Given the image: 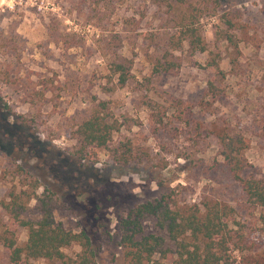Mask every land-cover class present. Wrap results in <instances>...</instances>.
<instances>
[{"label": "rangeland", "instance_id": "1", "mask_svg": "<svg viewBox=\"0 0 264 264\" xmlns=\"http://www.w3.org/2000/svg\"><path fill=\"white\" fill-rule=\"evenodd\" d=\"M48 1L41 11L0 6V227L25 246L28 230L2 207L12 193H32L38 183L37 195L45 189L55 194L57 220L91 237L96 264H126L118 246L119 219L175 188L181 205L208 200L235 209L240 224L234 229L264 254L262 210L245 204L212 134L223 122L239 132L249 143L250 171L264 176V0H220V12L202 18L196 1L184 6L165 0ZM227 9L240 13L234 22L242 29L231 32L239 55L222 41ZM198 16L204 51L180 33ZM119 58L132 64L124 87L112 72ZM231 60L238 65L231 67ZM167 61L175 69L157 72ZM211 79L222 89L217 101L206 96ZM146 99L165 105L168 117L178 114L171 104L176 100L197 105L193 113L205 132L187 134L182 125L179 134L170 124L158 133ZM98 103L106 104L104 114L120 129L107 150L91 147L81 157L75 131L101 109ZM120 144L135 157L127 165L114 159ZM36 203L33 199L30 207ZM147 231L161 234L155 219L147 222ZM80 251L74 244L64 250V262L31 263L75 264ZM172 261V256L161 260ZM0 263L11 264L2 244Z\"/></svg>", "mask_w": 264, "mask_h": 264}, {"label": "trees", "instance_id": "2", "mask_svg": "<svg viewBox=\"0 0 264 264\" xmlns=\"http://www.w3.org/2000/svg\"><path fill=\"white\" fill-rule=\"evenodd\" d=\"M177 5L200 2L199 16L216 15L220 12V0H165ZM189 6V5H188ZM222 41L235 48L239 55V45L231 32L242 29L234 20L240 18L239 11L227 9ZM198 21L184 25L185 30L180 33L187 34L183 40L204 51L201 47V37L197 31ZM182 40V42H184ZM182 46V43H181ZM127 64L126 59L114 62L113 75H118L120 87L126 86L130 79L132 64ZM231 67L236 64L231 60ZM238 65V64H236ZM172 61H167L157 67V72L169 73L175 69ZM222 89L217 87L214 80L208 81L206 96L213 101L219 100ZM171 103L178 114L167 116L168 108L156 101L146 99L145 106L151 112L155 130L158 133L167 129L170 124L177 132L180 126H185L187 134L196 133L198 137L205 132L198 115L193 113L197 105L184 106L178 100ZM90 117L77 126L75 139L79 144L77 153L85 157L89 148L107 150L113 139L114 133L120 129L116 123L111 122L104 114L105 103H98ZM103 109V110H102ZM218 124L219 129L212 131L220 147V155L224 158V165L232 179L241 187L246 200L245 204L252 210L261 209L258 218L264 229V176H257L250 169L252 166L246 158L249 143L246 139L229 126ZM122 144V143H121ZM118 145L114 159L117 163L127 165L133 157L132 149L128 146ZM128 148L126 152L121 151ZM120 151L122 152L121 154ZM32 193L22 191L12 193L10 201L3 203L5 215L15 224L28 230V239L25 246L18 245L15 234L9 229L0 227V244L8 251L11 264H32L31 261L50 260L64 262L65 252L72 245L81 247L75 264H96V251L91 237L84 231L73 232L64 227L57 220V198L49 189L37 195L38 183L34 184ZM175 188L167 194L152 201L144 202L131 209L125 217L119 219L120 240L118 246L123 250L126 264H164L161 260L172 256L171 264H264V254L258 251L257 243L248 239L239 230L235 217V209L215 201L205 200L202 205L189 204L176 199ZM36 200V206L30 207V202ZM36 209V215L35 211ZM156 220V227L161 234L148 233L147 222ZM169 243L174 248L168 246ZM160 256L156 259V256ZM238 255V256H237ZM1 264V263H0Z\"/></svg>", "mask_w": 264, "mask_h": 264}, {"label": "built area", "instance_id": "3", "mask_svg": "<svg viewBox=\"0 0 264 264\" xmlns=\"http://www.w3.org/2000/svg\"><path fill=\"white\" fill-rule=\"evenodd\" d=\"M48 3V0H0V6L10 11H41Z\"/></svg>", "mask_w": 264, "mask_h": 264}]
</instances>
